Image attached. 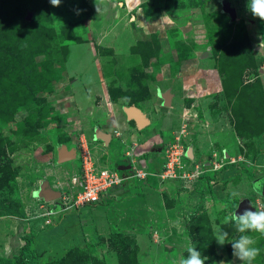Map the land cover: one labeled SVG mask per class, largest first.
Instances as JSON below:
<instances>
[{"label": "rangeland", "instance_id": "rangeland-1", "mask_svg": "<svg viewBox=\"0 0 264 264\" xmlns=\"http://www.w3.org/2000/svg\"><path fill=\"white\" fill-rule=\"evenodd\" d=\"M248 3L0 0V205L14 214L0 209V264L25 234L66 215L81 227L98 206L108 230L35 250L31 264H179L190 246L204 264H244L229 242L240 235L264 264V234L224 223L242 200L264 211V161L253 163L264 151V32ZM83 142L126 179L100 203L63 210ZM133 168L144 178H127Z\"/></svg>", "mask_w": 264, "mask_h": 264}, {"label": "clouds", "instance_id": "clouds-1", "mask_svg": "<svg viewBox=\"0 0 264 264\" xmlns=\"http://www.w3.org/2000/svg\"><path fill=\"white\" fill-rule=\"evenodd\" d=\"M52 6H59L61 0H50ZM248 9L253 17L264 21V0H249ZM233 223L239 233L258 232L264 234V211H252L245 209L242 213H232L226 217L224 223ZM215 240L219 244H224L228 240V233L215 227ZM232 247V255L238 258L244 264H252L260 254V249L255 247L256 241L249 235H240L238 239L229 241ZM189 255L187 258H181L179 264H204L208 257H201V253L194 246L187 249ZM223 264V261L221 262Z\"/></svg>", "mask_w": 264, "mask_h": 264}, {"label": "built area", "instance_id": "built-area-1", "mask_svg": "<svg viewBox=\"0 0 264 264\" xmlns=\"http://www.w3.org/2000/svg\"><path fill=\"white\" fill-rule=\"evenodd\" d=\"M86 145L84 142L80 144L79 169L74 179H71L76 189L73 193L68 192V205L63 210L100 203L114 187H118L126 179L113 169L96 165ZM145 175V171L133 168L127 178H144Z\"/></svg>", "mask_w": 264, "mask_h": 264}, {"label": "crops", "instance_id": "crops-1", "mask_svg": "<svg viewBox=\"0 0 264 264\" xmlns=\"http://www.w3.org/2000/svg\"><path fill=\"white\" fill-rule=\"evenodd\" d=\"M117 189L118 187L113 188L112 191ZM92 214L93 218H90L88 221H84L81 227L75 223L78 220L76 217H73L72 215H66L62 218V220H58V225L54 224L50 228L36 231L31 239L32 248H34L36 252L38 251V253L45 251L48 254H54L56 252L60 253V251L63 252L65 248L70 246H80V244L83 242V238H86L88 243L91 242L90 240L95 238L96 230L99 234H101L103 230H108L107 219L111 218L108 209L101 206L93 208ZM106 215H108V218ZM64 223L68 224L66 233L62 232L61 230V226ZM72 240H74V243H72ZM1 242L5 243L6 240H1ZM19 244L20 240L18 238L17 246H19ZM8 252L9 254H14L16 251L13 250ZM1 254H3V252Z\"/></svg>", "mask_w": 264, "mask_h": 264}, {"label": "trees", "instance_id": "trees-1", "mask_svg": "<svg viewBox=\"0 0 264 264\" xmlns=\"http://www.w3.org/2000/svg\"><path fill=\"white\" fill-rule=\"evenodd\" d=\"M256 25L260 32H264L263 21L255 17ZM264 161V151H257L253 157V163L260 164ZM3 211L2 215H14L11 211L6 209L5 206L0 205ZM33 236L25 235L21 237L23 244L19 247L18 253L13 255L10 259H6L5 264H31L34 255V248L30 247L31 239Z\"/></svg>", "mask_w": 264, "mask_h": 264}, {"label": "water", "instance_id": "water-1", "mask_svg": "<svg viewBox=\"0 0 264 264\" xmlns=\"http://www.w3.org/2000/svg\"><path fill=\"white\" fill-rule=\"evenodd\" d=\"M165 103H168V98L165 99ZM127 115L134 120L137 128H141L147 125V119L142 115V113L135 108L127 110ZM109 139L108 136L104 137L105 142ZM245 209H248V204L245 200L238 203L236 207V213H242Z\"/></svg>", "mask_w": 264, "mask_h": 264}]
</instances>
